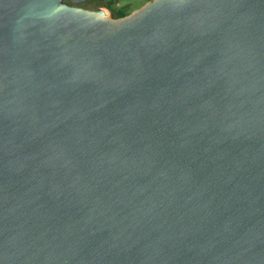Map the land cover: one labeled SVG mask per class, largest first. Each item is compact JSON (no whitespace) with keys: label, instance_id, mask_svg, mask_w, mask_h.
<instances>
[{"label":"water","instance_id":"obj_1","mask_svg":"<svg viewBox=\"0 0 264 264\" xmlns=\"http://www.w3.org/2000/svg\"><path fill=\"white\" fill-rule=\"evenodd\" d=\"M0 0V264H264V0Z\"/></svg>","mask_w":264,"mask_h":264},{"label":"trees","instance_id":"obj_2","mask_svg":"<svg viewBox=\"0 0 264 264\" xmlns=\"http://www.w3.org/2000/svg\"><path fill=\"white\" fill-rule=\"evenodd\" d=\"M117 2L118 0H101L100 2L92 0L81 5L94 3L96 8H105L106 10H108L110 12V16L114 19L123 17L131 12L127 9L126 6L116 8Z\"/></svg>","mask_w":264,"mask_h":264},{"label":"rangeland","instance_id":"obj_3","mask_svg":"<svg viewBox=\"0 0 264 264\" xmlns=\"http://www.w3.org/2000/svg\"><path fill=\"white\" fill-rule=\"evenodd\" d=\"M101 0H96V2H100ZM151 1V0H118L116 8L119 7H127L129 11H133L137 8H140L143 6L146 2ZM83 8L87 9H102L106 16H110V12L106 10L105 8H96L94 3H90L88 5L81 6Z\"/></svg>","mask_w":264,"mask_h":264},{"label":"flooded vegetation","instance_id":"obj_4","mask_svg":"<svg viewBox=\"0 0 264 264\" xmlns=\"http://www.w3.org/2000/svg\"><path fill=\"white\" fill-rule=\"evenodd\" d=\"M90 1H92V0H90ZM152 1V0H151ZM87 2H89V1H87ZM84 3H86V2H84ZM84 3H81V4H84ZM81 4H79V6H84V5H81ZM87 5V4H86Z\"/></svg>","mask_w":264,"mask_h":264}]
</instances>
